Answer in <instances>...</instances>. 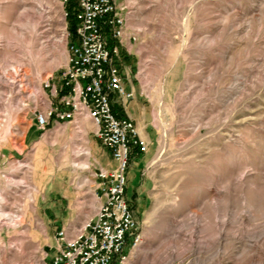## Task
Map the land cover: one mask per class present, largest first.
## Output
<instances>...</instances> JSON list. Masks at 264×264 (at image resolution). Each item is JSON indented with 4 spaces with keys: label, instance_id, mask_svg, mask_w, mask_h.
I'll return each instance as SVG.
<instances>
[{
    "label": "rangeland",
    "instance_id": "1",
    "mask_svg": "<svg viewBox=\"0 0 264 264\" xmlns=\"http://www.w3.org/2000/svg\"><path fill=\"white\" fill-rule=\"evenodd\" d=\"M127 5L138 41L125 63L151 145L141 169H127L140 241L123 264H264V0ZM65 10L62 0H0V264H40L44 194L63 184L89 197L84 181L98 166L88 119L83 131L69 124L78 134L66 141L47 127L54 144L37 164L22 144L51 98L44 81L67 64Z\"/></svg>",
    "mask_w": 264,
    "mask_h": 264
},
{
    "label": "built area",
    "instance_id": "2",
    "mask_svg": "<svg viewBox=\"0 0 264 264\" xmlns=\"http://www.w3.org/2000/svg\"><path fill=\"white\" fill-rule=\"evenodd\" d=\"M127 17V0H77L75 38L67 42L68 59L60 82L44 81L49 97H57L58 103L50 98L34 113L37 127L45 131L52 119L75 125L80 118L90 120L93 135L111 153L113 167L92 166L86 181L97 180L92 189L94 213L73 231L60 228L55 253L50 259L45 254L40 264H123L140 241L139 222L126 198L127 169L132 149L146 152L149 141L131 119L118 118L110 102L112 93L122 101L132 96L117 65L120 47L130 53L138 41ZM127 244L129 250L123 253Z\"/></svg>",
    "mask_w": 264,
    "mask_h": 264
},
{
    "label": "crops",
    "instance_id": "3",
    "mask_svg": "<svg viewBox=\"0 0 264 264\" xmlns=\"http://www.w3.org/2000/svg\"><path fill=\"white\" fill-rule=\"evenodd\" d=\"M113 43L114 41L111 40L110 44ZM131 53L132 51L129 53L126 47L121 46L120 58L117 60V65L119 67L120 75L122 76L124 88L127 92H132V96L127 100L122 101L117 97L115 93H112L110 95L111 107L113 113L118 118L131 119L140 130V133L148 139L150 146L151 136L149 134V131L146 130L149 125V122L147 121V107L142 103V92L140 91L138 80H136L138 79L137 75H130L129 68H131V65L125 63V59L128 58ZM51 79L52 83L54 84H59L60 82V76L59 79H57V82H55L54 78ZM48 93L49 90H47V95ZM52 101L54 104L57 105L58 98H52ZM83 119L84 118L78 119L76 124H78V122L84 121ZM66 122L67 124H65V126L61 130L59 128L56 129L55 125L57 124V122L55 119H52L50 122V126L53 130L49 131V133L52 134V137L58 139V141H66L68 138H72V136L77 137L76 130H72L69 126V124H72V122L63 121V123ZM143 129H145V131H143ZM45 134L46 131L40 130L36 124H34V126L33 124H30L25 131L22 144L24 145V149L33 146L31 149H33L34 151L33 159L34 161H36L35 164H37L38 161H40L44 157V155L48 153V146L51 145V143L54 144V142L50 143L43 138ZM87 143L91 152L92 160L96 163V165L106 169H110L113 167V161L109 149L104 146L97 137L92 134V139H88ZM21 146L22 145H20V147ZM5 148V146L0 145V163L3 162L2 156H5V154H3L4 152L2 151H4ZM15 150L17 151V153H20L19 150ZM23 151L24 150H22V152ZM147 152L148 151L143 152L139 148H133L130 155L129 166H132L133 163L139 162L141 169L142 165L145 162ZM35 170L40 171L39 168H35ZM44 171L45 170L43 169L41 172ZM87 182L88 181L86 180L84 181V183ZM96 182L97 180L94 179L91 180V182L89 183L90 189L86 192V196L89 195V197L87 198H85L83 194L78 195L77 191H73L69 185L63 184L58 190H51L48 194H44L47 198L44 199V205L42 207V210L44 213L49 212V217H47V219L43 218L42 221L45 225L47 232L46 235L42 238V240L35 241H37L39 245H41L42 249L44 248L48 259H50L56 251V232L62 227L69 229V231H73L79 228L85 222V220H87L94 213V208L97 203L95 200L92 199L94 197H91V195L92 189L95 186ZM128 203L134 213L133 204L135 203V201L128 200ZM85 208H88L89 211H85ZM59 212L64 214H62L61 216L56 215V213ZM52 213H54L55 215L53 216ZM53 229H56L54 233L52 232Z\"/></svg>",
    "mask_w": 264,
    "mask_h": 264
},
{
    "label": "trees",
    "instance_id": "4",
    "mask_svg": "<svg viewBox=\"0 0 264 264\" xmlns=\"http://www.w3.org/2000/svg\"><path fill=\"white\" fill-rule=\"evenodd\" d=\"M77 10V4H73L71 0L66 3L68 29L71 35V39L75 38V11Z\"/></svg>",
    "mask_w": 264,
    "mask_h": 264
},
{
    "label": "bare ground",
    "instance_id": "5",
    "mask_svg": "<svg viewBox=\"0 0 264 264\" xmlns=\"http://www.w3.org/2000/svg\"><path fill=\"white\" fill-rule=\"evenodd\" d=\"M84 120V119H83ZM79 128L81 129V131H83L82 126H83V121L82 122H78ZM78 153V152H77ZM80 155H85V156H89V149L84 150V151H80L79 152ZM86 163H81V166H86ZM35 169V166L33 167Z\"/></svg>",
    "mask_w": 264,
    "mask_h": 264
}]
</instances>
